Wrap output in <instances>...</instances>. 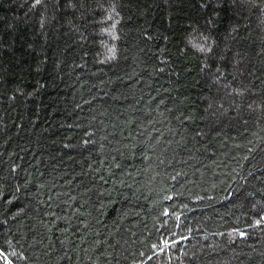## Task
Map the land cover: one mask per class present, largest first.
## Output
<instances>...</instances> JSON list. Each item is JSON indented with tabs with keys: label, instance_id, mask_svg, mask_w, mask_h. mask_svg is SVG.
Returning a JSON list of instances; mask_svg holds the SVG:
<instances>
[{
	"label": "trees",
	"instance_id": "trees-1",
	"mask_svg": "<svg viewBox=\"0 0 264 264\" xmlns=\"http://www.w3.org/2000/svg\"><path fill=\"white\" fill-rule=\"evenodd\" d=\"M0 264H264V0H0Z\"/></svg>",
	"mask_w": 264,
	"mask_h": 264
},
{
	"label": "snow or ice",
	"instance_id": "snow-or-ice-1",
	"mask_svg": "<svg viewBox=\"0 0 264 264\" xmlns=\"http://www.w3.org/2000/svg\"><path fill=\"white\" fill-rule=\"evenodd\" d=\"M36 3H40V0H35ZM165 244H167V241L164 242Z\"/></svg>",
	"mask_w": 264,
	"mask_h": 264
}]
</instances>
